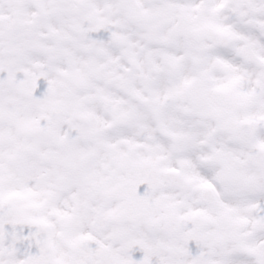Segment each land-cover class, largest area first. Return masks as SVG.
<instances>
[{"label":"snow or ice","instance_id":"obj_1","mask_svg":"<svg viewBox=\"0 0 264 264\" xmlns=\"http://www.w3.org/2000/svg\"><path fill=\"white\" fill-rule=\"evenodd\" d=\"M0 264H264V0H0Z\"/></svg>","mask_w":264,"mask_h":264}]
</instances>
